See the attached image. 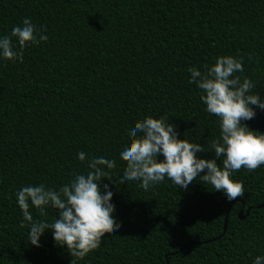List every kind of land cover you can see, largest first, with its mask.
<instances>
[{
    "label": "trees",
    "instance_id": "16d2710c",
    "mask_svg": "<svg viewBox=\"0 0 264 264\" xmlns=\"http://www.w3.org/2000/svg\"><path fill=\"white\" fill-rule=\"evenodd\" d=\"M25 17L47 40L27 44L20 61L0 60V264H250L264 254V164L236 170L244 195L227 201L197 179L181 189L165 178L145 191L119 180L118 155L129 124L151 114L202 144L196 155L213 156L218 117L204 110L187 70L233 55L243 68L236 75L264 99V0H0V34ZM242 123L264 131V110ZM77 151L115 161L114 178L101 184L112 186L120 222L83 258L48 230L32 245L13 195L83 172Z\"/></svg>",
    "mask_w": 264,
    "mask_h": 264
},
{
    "label": "clouds",
    "instance_id": "9594fccd",
    "mask_svg": "<svg viewBox=\"0 0 264 264\" xmlns=\"http://www.w3.org/2000/svg\"><path fill=\"white\" fill-rule=\"evenodd\" d=\"M41 28L25 17L9 33L0 34V60H22L27 44L47 40ZM187 71L188 83L200 90L204 110L218 117L219 137L210 145L213 156L196 155L206 151L202 144L184 133L178 137L168 117L146 114L129 124L127 136L118 146L124 161L119 180L138 181V187L147 191L165 178L181 189L197 179L213 190H222L227 201L243 197L242 183L232 174L242 166L251 171L264 164V131L251 129L242 121L253 118L257 109L264 110V99L251 92L254 85L247 76L236 75L243 68L241 59L233 55H217L203 71L195 66ZM76 158L84 162L85 170L67 182L55 188L43 182L22 185L13 195L32 245L38 247L39 237L48 230L53 241L66 246L72 257L83 258L98 247L105 232L118 230L120 222L113 211L112 186L101 184L103 179L114 178L110 170L115 161L86 156L83 151H77ZM30 207L42 216L46 208H52L56 215L50 220L34 219ZM250 264H264V254L254 255Z\"/></svg>",
    "mask_w": 264,
    "mask_h": 264
},
{
    "label": "water",
    "instance_id": "95a60500",
    "mask_svg": "<svg viewBox=\"0 0 264 264\" xmlns=\"http://www.w3.org/2000/svg\"><path fill=\"white\" fill-rule=\"evenodd\" d=\"M238 200H240V199H238ZM241 202H242V204H243V206H244V202H243V200H241ZM233 204H234V201H233V202L230 204V206L228 207V210H227V213H226V216H225V220H224V231H225L226 228H227L229 211L231 210V207H232ZM262 206H264V203H262V204H260V205H257V207H262ZM249 210H250V207L247 208V210H246V212H245V214H244V213H243V208H242V209L240 210V212H239V216H240L241 218L246 217L247 214L249 213Z\"/></svg>",
    "mask_w": 264,
    "mask_h": 264
}]
</instances>
